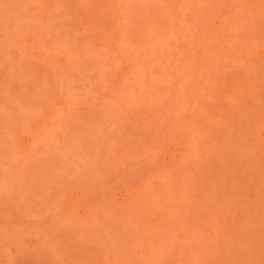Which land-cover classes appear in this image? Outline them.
Listing matches in <instances>:
<instances>
[{
  "label": "rangeland",
  "instance_id": "374dc122",
  "mask_svg": "<svg viewBox=\"0 0 264 264\" xmlns=\"http://www.w3.org/2000/svg\"><path fill=\"white\" fill-rule=\"evenodd\" d=\"M0 264H264V0H0Z\"/></svg>",
  "mask_w": 264,
  "mask_h": 264
}]
</instances>
